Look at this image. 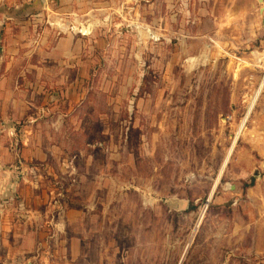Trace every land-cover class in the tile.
Segmentation results:
<instances>
[{
  "label": "rangeland",
  "instance_id": "374dc122",
  "mask_svg": "<svg viewBox=\"0 0 264 264\" xmlns=\"http://www.w3.org/2000/svg\"><path fill=\"white\" fill-rule=\"evenodd\" d=\"M135 2L127 1L128 22L106 23L111 34L101 22L80 69L65 71L68 80L78 74L79 89L67 93L81 100L65 123L79 128L61 141L90 180L58 186L64 195L80 185L97 198L80 255L60 264H264L237 249L230 203L218 204L212 187L264 77V55L246 43L202 53L199 1L188 8L197 19L186 23L182 1H139L138 27ZM39 259L34 252L30 264H47Z\"/></svg>",
  "mask_w": 264,
  "mask_h": 264
},
{
  "label": "crops",
  "instance_id": "0c3cea01",
  "mask_svg": "<svg viewBox=\"0 0 264 264\" xmlns=\"http://www.w3.org/2000/svg\"><path fill=\"white\" fill-rule=\"evenodd\" d=\"M127 1H136L130 22L138 27L139 1L160 0H0V264H30L34 252L47 264L73 262L80 255L97 196L80 185L63 195L58 186L90 180L61 141L79 128L65 123L81 100L67 93L79 89L78 74L68 80L65 71L80 69V55L90 53L87 44L101 22L111 34L106 23L129 21ZM167 1H182L185 23L197 19L188 8L199 1L195 37L202 53L234 52L246 43L264 55V0ZM183 31V37H192ZM250 110L233 157L225 171L228 155L212 187L218 188V204L230 203L237 249L258 258L264 257V79ZM84 157L83 164L92 162ZM251 177L253 183L244 186Z\"/></svg>",
  "mask_w": 264,
  "mask_h": 264
},
{
  "label": "bare ground",
  "instance_id": "6f19581e",
  "mask_svg": "<svg viewBox=\"0 0 264 264\" xmlns=\"http://www.w3.org/2000/svg\"><path fill=\"white\" fill-rule=\"evenodd\" d=\"M256 59H257L258 61H260V60L262 59V57L260 56V54H256ZM263 79H264V77H263ZM263 79H262V81L260 82L259 87L254 91L253 95H252V96L250 97V99H249V104H248V107L246 108L247 111H246L244 117L242 118V120L240 121V123L237 125L236 132H235V137H237V136L239 135V133L241 132V130H242V128H243L244 122H245V120L247 119V118H246V117H247V113H248V112L250 113V111H251L250 109L252 108V106H253V104H254V102H255L257 96H258L259 88H260V86H261V84H262V82H263ZM260 90H261V89H260ZM249 110H250V111H249ZM231 148H232V147H229V148L227 149V153H226V157H225V159H224V161H223V165H224L225 160H226V158L228 157L229 153L231 152ZM223 165H222V166H223ZM221 169H222V167H221Z\"/></svg>",
  "mask_w": 264,
  "mask_h": 264
},
{
  "label": "trees",
  "instance_id": "16d2710c",
  "mask_svg": "<svg viewBox=\"0 0 264 264\" xmlns=\"http://www.w3.org/2000/svg\"><path fill=\"white\" fill-rule=\"evenodd\" d=\"M253 181H254V178L251 177L248 183H244V186H248V185L252 184ZM192 207H193V206H192ZM189 208H190V205H189Z\"/></svg>",
  "mask_w": 264,
  "mask_h": 264
},
{
  "label": "water",
  "instance_id": "95a60500",
  "mask_svg": "<svg viewBox=\"0 0 264 264\" xmlns=\"http://www.w3.org/2000/svg\"><path fill=\"white\" fill-rule=\"evenodd\" d=\"M258 1H259V2H262L261 0H258ZM263 8H264V7H263ZM248 115H249V112L247 113V117H248ZM247 117H246V118H247ZM236 139H237V138H236ZM236 139H235V141H236ZM235 141H234V143H235ZM234 143H233V144H234Z\"/></svg>",
  "mask_w": 264,
  "mask_h": 264
}]
</instances>
